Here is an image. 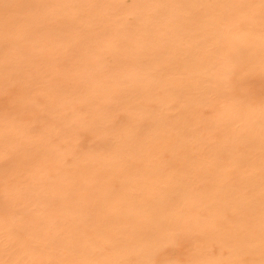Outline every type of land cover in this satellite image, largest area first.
Returning <instances> with one entry per match:
<instances>
[{"label":"bare ground","instance_id":"6f19581e","mask_svg":"<svg viewBox=\"0 0 264 264\" xmlns=\"http://www.w3.org/2000/svg\"><path fill=\"white\" fill-rule=\"evenodd\" d=\"M0 264H264V0H0Z\"/></svg>","mask_w":264,"mask_h":264}]
</instances>
